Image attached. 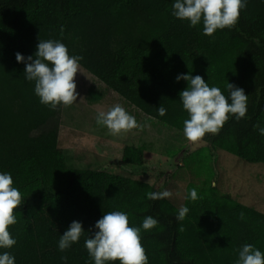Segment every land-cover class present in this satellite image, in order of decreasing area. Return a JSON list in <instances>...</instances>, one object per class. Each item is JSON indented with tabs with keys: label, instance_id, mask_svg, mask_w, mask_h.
<instances>
[{
	"label": "trees",
	"instance_id": "obj_1",
	"mask_svg": "<svg viewBox=\"0 0 264 264\" xmlns=\"http://www.w3.org/2000/svg\"><path fill=\"white\" fill-rule=\"evenodd\" d=\"M174 2L0 0V173H10L22 194L17 223L9 228L17 243L0 254L9 251L15 264H94L84 241L110 211H124L132 227H140L146 216L158 220L150 231L141 230L148 264H235L245 244L264 253V213L211 184L203 192L187 185L183 206L189 212L178 222L179 208L167 198L147 199V193L160 192L154 185L68 166L52 124L59 107L50 110L39 102L34 82L24 77L25 63L16 60L17 52L34 56L39 39L59 40L70 55L82 56L80 66L107 88L181 133L188 117L179 93L188 85L178 82V75H200L226 97L227 82L232 83L248 95L246 116L237 122L230 115L218 134L205 135L203 144L264 164V136L253 128L258 122L264 126V0H247L235 27L213 36L203 35L202 23L190 27L173 17ZM161 105L164 116L157 112ZM121 160L141 165V149L125 146ZM73 221L81 222L85 232L61 252L59 238Z\"/></svg>",
	"mask_w": 264,
	"mask_h": 264
},
{
	"label": "clouds",
	"instance_id": "obj_2",
	"mask_svg": "<svg viewBox=\"0 0 264 264\" xmlns=\"http://www.w3.org/2000/svg\"><path fill=\"white\" fill-rule=\"evenodd\" d=\"M246 7L247 0H175L171 14L179 20L188 21L190 27L202 23L203 35L213 36L217 30L234 28L241 10ZM82 59V56L70 55L64 43L53 39H39L34 56L25 58L16 53L17 62L25 63V79L34 82L35 95L50 110H56L59 106L71 107L75 103L78 95L75 76L80 72ZM176 80L187 81L188 85L179 93V100L188 117L183 120V136L193 150L204 143L206 134H218L230 115L237 122L245 118L248 95L242 88L227 82L229 95L226 97L219 87H210L200 75L181 74ZM166 111L163 105L157 109L159 116L166 115ZM96 124L105 127L113 137H122L133 129L142 128L120 104L106 111L99 110ZM253 128L264 136V126L259 122ZM146 195L147 199L154 201L170 198L172 192L164 190ZM197 198L196 189H192L190 199L195 201ZM21 202L22 194L13 186L11 174L0 173V249H11L17 243L9 228L17 223L15 209ZM188 212V207L181 206L176 220L183 221ZM244 215L241 212L240 219H244ZM157 225V219L146 216L140 227H132L124 211H110L95 223L97 231L85 239L84 247L94 264H115L116 261L119 264H148V256L141 243V230L150 231ZM178 230L184 231L182 224ZM84 232L81 222L73 221L59 238V251L65 252L78 243ZM61 259L67 261L66 256ZM0 264H15V256L4 251L0 254ZM235 264H264V253L252 244H245L238 251Z\"/></svg>",
	"mask_w": 264,
	"mask_h": 264
},
{
	"label": "rangeland",
	"instance_id": "obj_3",
	"mask_svg": "<svg viewBox=\"0 0 264 264\" xmlns=\"http://www.w3.org/2000/svg\"><path fill=\"white\" fill-rule=\"evenodd\" d=\"M75 83L78 94L75 103L67 108L59 106L52 121L58 128V148L68 166L143 181L160 192L169 190L172 196L167 199L179 209L183 206L187 185L193 183L202 192L211 184L221 193L264 213L263 163L244 161L207 144L193 150L183 133L146 116L81 66ZM115 104L123 106L142 128L113 137L105 127L98 126V111H106ZM50 124L34 134L46 130ZM125 146L141 149V165L122 162Z\"/></svg>",
	"mask_w": 264,
	"mask_h": 264
}]
</instances>
